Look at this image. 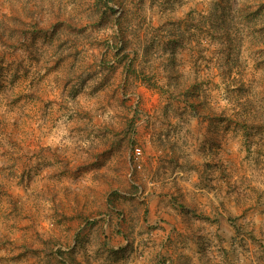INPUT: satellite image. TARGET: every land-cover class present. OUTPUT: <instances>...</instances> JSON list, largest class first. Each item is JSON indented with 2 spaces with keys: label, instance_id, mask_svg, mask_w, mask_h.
<instances>
[{
  "label": "rangeland",
  "instance_id": "1",
  "mask_svg": "<svg viewBox=\"0 0 264 264\" xmlns=\"http://www.w3.org/2000/svg\"><path fill=\"white\" fill-rule=\"evenodd\" d=\"M201 245L264 264V0H0V264H203Z\"/></svg>",
  "mask_w": 264,
  "mask_h": 264
},
{
  "label": "trees",
  "instance_id": "2",
  "mask_svg": "<svg viewBox=\"0 0 264 264\" xmlns=\"http://www.w3.org/2000/svg\"><path fill=\"white\" fill-rule=\"evenodd\" d=\"M212 22H213L214 29L216 28L215 31L218 32V31H221V30L225 29L223 27L224 26L223 22H217L215 20H212ZM117 25L121 26V22L118 21V20H117ZM221 35L222 34L217 36L220 39V42H221V45H216V46L220 47V48H218V52H223L224 50H226L227 47H228V44H229L227 42V40H223V37ZM154 38H152L151 40H153ZM165 38H167V42L163 45V52L166 51L164 49L165 46H166V48H167V46L170 47V48H172V46H173V48L175 46H182L181 44L183 43V40L185 38V32L182 31V29L180 27H177V26L169 27L168 30H167ZM200 43L201 42H198V44H200ZM203 45H205V44L203 43ZM212 45H215V44L213 43ZM181 51H182V49H181ZM201 51H202V49L200 50V53H202ZM157 52L158 53H155V54L151 53V54L159 55L160 54V50H157ZM151 54H149V55L151 56ZM192 54H194V50L191 51V58H194V55H192ZM171 55L174 56V52H172ZM161 56H163V55H161ZM217 58L218 57H216V58L212 57L210 60L214 61V59L216 60ZM192 61L194 62V66H195V64H197V61L195 59H192ZM176 62L177 61H176L175 58H171L169 60V62L165 65V68L168 71L169 77L171 79L176 78V76H175L176 74L177 75L178 74L182 75V69H180V67H181L180 63L179 62L176 63ZM229 62H230L229 58H225L223 60V63H222V64H224V67L227 70H231L232 69V66L228 68ZM225 64H227V65H225ZM197 68H198L197 71H199L200 73H202V74L207 73L208 68L203 67L200 64H197ZM175 83H176V85L174 86V89H176L178 91H181L182 95H185V98H187V96H192L193 94L197 95V97H199L202 94V92H203L202 91V81L199 80L197 75L193 76V80L192 81H188V80L184 81V82L178 81V82H175ZM196 254L198 256H200V259L202 260L203 264H212V263H209V260L212 258L211 253H206L204 251V247L202 245L200 246V249H199L198 253H196Z\"/></svg>",
  "mask_w": 264,
  "mask_h": 264
},
{
  "label": "built area",
  "instance_id": "3",
  "mask_svg": "<svg viewBox=\"0 0 264 264\" xmlns=\"http://www.w3.org/2000/svg\"><path fill=\"white\" fill-rule=\"evenodd\" d=\"M142 149L139 146H134L132 148V155L130 159V176L132 175L133 171L136 168H140L141 164L139 163V160L142 158ZM168 264V262H166Z\"/></svg>",
  "mask_w": 264,
  "mask_h": 264
}]
</instances>
